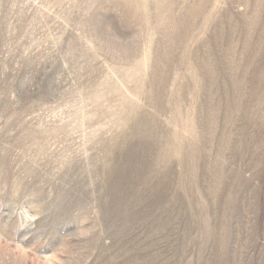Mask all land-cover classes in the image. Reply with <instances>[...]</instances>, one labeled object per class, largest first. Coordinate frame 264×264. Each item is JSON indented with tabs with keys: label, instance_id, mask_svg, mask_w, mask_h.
I'll use <instances>...</instances> for the list:
<instances>
[{
	"label": "rangeland",
	"instance_id": "374dc122",
	"mask_svg": "<svg viewBox=\"0 0 264 264\" xmlns=\"http://www.w3.org/2000/svg\"><path fill=\"white\" fill-rule=\"evenodd\" d=\"M0 264H264V0H0Z\"/></svg>",
	"mask_w": 264,
	"mask_h": 264
}]
</instances>
